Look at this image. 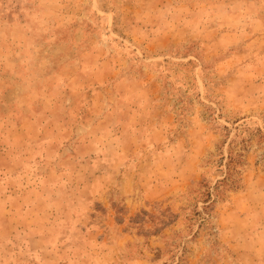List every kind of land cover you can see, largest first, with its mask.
I'll use <instances>...</instances> for the list:
<instances>
[{"label":"rangeland","instance_id":"1","mask_svg":"<svg viewBox=\"0 0 264 264\" xmlns=\"http://www.w3.org/2000/svg\"><path fill=\"white\" fill-rule=\"evenodd\" d=\"M0 264H264V0H0Z\"/></svg>","mask_w":264,"mask_h":264}]
</instances>
